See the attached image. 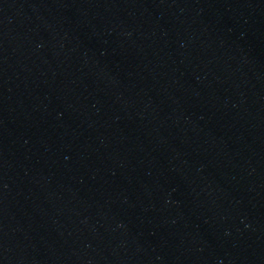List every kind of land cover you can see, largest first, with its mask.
Listing matches in <instances>:
<instances>
[{"label": "water", "instance_id": "1", "mask_svg": "<svg viewBox=\"0 0 264 264\" xmlns=\"http://www.w3.org/2000/svg\"><path fill=\"white\" fill-rule=\"evenodd\" d=\"M0 264H264V0H0Z\"/></svg>", "mask_w": 264, "mask_h": 264}]
</instances>
